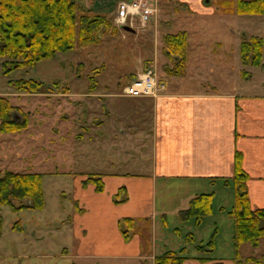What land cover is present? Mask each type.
Returning <instances> with one entry per match:
<instances>
[{
	"label": "rangeland",
	"instance_id": "rangeland-1",
	"mask_svg": "<svg viewBox=\"0 0 264 264\" xmlns=\"http://www.w3.org/2000/svg\"><path fill=\"white\" fill-rule=\"evenodd\" d=\"M76 1L81 9L112 18L119 0ZM186 1L194 0H151L157 3L156 20L145 27L137 21L131 27L117 25L112 18L117 32L105 36L99 44L56 53L9 75H3L0 69V96L7 97L16 107L14 111L27 113L28 118L21 131L0 133V171L42 173L45 202L42 209L13 210L8 205L0 206V264H152L153 256L166 250L178 253L179 248L185 247V254L193 255L196 244L210 239L214 249L207 255L233 260L234 223L229 211L234 204V188L230 182L214 189L211 213L202 216L198 224L193 217L181 223L179 217L186 202L196 196L195 191L188 189L191 183L158 180L153 198L148 189L137 191L135 187L141 179L146 185L151 177V160L146 154L151 139L150 100L123 96L122 88L144 66L154 68L160 79L163 65H172L162 50L163 35L187 33L186 67L180 73L189 78L193 73L198 79L181 83L202 81L208 87L221 85L219 75L224 73L229 78L223 83L232 81L231 77L234 81L245 80L240 68H255L242 65L238 45L251 36L264 41V15L237 14L229 9L234 0H200V9L189 8ZM124 26L133 31L124 30ZM256 71L258 74V68ZM17 78L39 79L49 90L16 91L7 81ZM181 83L178 86H189ZM93 85L95 94H99L95 100L100 112L106 115L105 110L109 109L111 116L106 117L103 126L90 132L95 136L88 140L85 131L77 127L82 122L72 123L69 118L75 109L60 99L57 101L55 91L82 90ZM95 174L104 185L97 194L105 196L95 200L85 193L83 200L75 202L74 192L81 194L76 181ZM107 198H111L113 207L106 204ZM149 203L152 215L146 214ZM112 215L151 220L149 239L141 240L146 252L143 260L82 256L90 252H122L123 246L116 238L126 227L121 221L117 230L116 224L110 223ZM238 250L242 257H259L264 254V244L253 248L243 243Z\"/></svg>",
	"mask_w": 264,
	"mask_h": 264
},
{
	"label": "crops",
	"instance_id": "crops-1",
	"mask_svg": "<svg viewBox=\"0 0 264 264\" xmlns=\"http://www.w3.org/2000/svg\"><path fill=\"white\" fill-rule=\"evenodd\" d=\"M180 1L183 2V0ZM199 1L184 3L189 8L200 9ZM239 48L240 44L238 52ZM186 61L187 56L184 67H186ZM242 65L245 64L242 63ZM247 66H252L255 69L247 71L240 68V75L245 80L234 81V77H231L232 81L223 83L222 80L229 78V75L224 73V75H219L221 85L214 84L215 86L209 87L207 82L202 81L181 83L185 80L198 79L197 75L193 73L190 75L192 78H189L185 74L182 75L181 71L179 73L164 72L160 79L164 82L165 89L157 97H140L150 100L148 104H150L151 139L148 143L150 152L147 151L146 154H149L151 160V177L148 178L146 185H144V179L135 183L137 191L146 188L150 197L153 198L157 181L171 179L191 183L192 185H189L188 189L195 191V195L212 192L214 197L216 187L223 184L229 185L233 175L234 155L235 152H240L242 168L249 176L247 192L251 207L264 208V41L262 64L260 66L248 64ZM257 68L258 74L256 73ZM177 82L189 86L181 87ZM224 84L230 86L227 87ZM55 92L58 96L56 100L60 99L62 103L69 104L70 108L75 109V111L72 110L69 118L72 123L82 122L77 127L85 131L88 140L95 136L90 132L94 128L103 126L106 117L110 118L111 116L109 109L105 110L106 115L104 112H100L98 101L95 100V97L99 96V94H95L97 92L95 85L82 90L61 89ZM197 184L202 186H195ZM76 187L81 190L79 196L74 192V198L72 197L77 203L83 200L85 193L88 194V197L94 196L95 200L105 196L97 194L98 192L95 191L92 184L83 185L82 180L76 181ZM111 202V198H107L106 204L113 207ZM188 203L186 202L181 210L186 209ZM150 206L151 203L146 208L148 211L146 214L152 215ZM128 211V214L131 213L130 209ZM109 217L110 223H115L118 230L123 217L117 215ZM191 219L181 221V223ZM116 240L118 244L120 242L121 247L123 246L122 252H101L96 253L97 255L90 252L84 253L82 256L116 257L125 261L132 258L141 261L145 257L144 253L146 252L143 250L139 235L134 234L128 239H124L121 234H118ZM195 256H197L196 253L185 259L182 264H210L214 260L222 261L223 264H234V260L229 258L201 261Z\"/></svg>",
	"mask_w": 264,
	"mask_h": 264
},
{
	"label": "trees",
	"instance_id": "trees-1",
	"mask_svg": "<svg viewBox=\"0 0 264 264\" xmlns=\"http://www.w3.org/2000/svg\"><path fill=\"white\" fill-rule=\"evenodd\" d=\"M229 9L240 15H264V0H234ZM116 32L117 27L112 24L110 16L81 9L76 0H0V58H4L0 62V69L3 75H9L19 68L31 67L43 59L52 58L56 53L73 50L77 46L99 44L105 36ZM162 43L164 56L172 63L171 66L164 64L163 71L179 73L185 66L187 33L168 32L163 35ZM262 51V38L251 36L240 43V60L245 65L260 66ZM93 71L96 72V68ZM7 82L21 92L49 90L48 85L36 78L9 79ZM15 109L7 97L0 96V133L19 132L27 126V113L22 114ZM42 176L40 172L0 171V206L8 205L13 210L42 209L45 204ZM248 178L242 168V154L235 152L230 181L234 188V204L229 211L234 223L233 243L236 251L233 260L234 264H264V254L242 257L238 250L243 243L253 248L261 242L264 244V208L251 207L247 192ZM82 184H93L95 191L99 192L104 187L98 174L87 176ZM212 199V192L194 196L188 207L179 211L181 221L193 217L198 224L202 216L211 213ZM14 200H18V203ZM77 208L81 210L79 206ZM121 221L126 227L121 229L124 239L134 234L143 241L149 239L151 220L148 217H123ZM194 247L197 259H215L207 255L213 252V239ZM191 256L185 254V247L179 248L178 253L166 250L153 256V264H182ZM210 264L223 262L214 260Z\"/></svg>",
	"mask_w": 264,
	"mask_h": 264
},
{
	"label": "built area",
	"instance_id": "built-area-1",
	"mask_svg": "<svg viewBox=\"0 0 264 264\" xmlns=\"http://www.w3.org/2000/svg\"><path fill=\"white\" fill-rule=\"evenodd\" d=\"M157 3L151 0H119L113 21L117 25L132 26L133 21L145 27L152 19L156 20ZM165 88L154 68H146L134 74L122 88V95L128 97H157Z\"/></svg>",
	"mask_w": 264,
	"mask_h": 264
},
{
	"label": "water",
	"instance_id": "water-1",
	"mask_svg": "<svg viewBox=\"0 0 264 264\" xmlns=\"http://www.w3.org/2000/svg\"><path fill=\"white\" fill-rule=\"evenodd\" d=\"M209 2H210V0H204V3H209ZM123 29L126 31H131V32L133 31V29L128 27V26H124Z\"/></svg>",
	"mask_w": 264,
	"mask_h": 264
}]
</instances>
